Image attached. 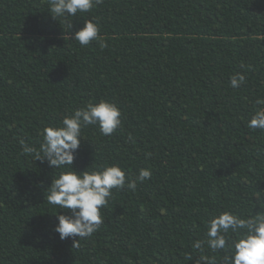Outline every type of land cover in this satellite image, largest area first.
Instances as JSON below:
<instances>
[{"label":"trees","instance_id":"16d2710c","mask_svg":"<svg viewBox=\"0 0 264 264\" xmlns=\"http://www.w3.org/2000/svg\"><path fill=\"white\" fill-rule=\"evenodd\" d=\"M48 7L0 0V264H193L214 215L264 214V130L247 127L264 98V0H102L70 31ZM93 18L103 49L67 37ZM101 100L122 126L85 127L72 167L151 177L114 189L104 223L73 244L54 231L70 210L46 202L59 170L20 141L39 149L46 125Z\"/></svg>","mask_w":264,"mask_h":264},{"label":"clouds","instance_id":"9594fccd","mask_svg":"<svg viewBox=\"0 0 264 264\" xmlns=\"http://www.w3.org/2000/svg\"><path fill=\"white\" fill-rule=\"evenodd\" d=\"M47 2L52 19L60 24L64 22L70 31L73 28L70 18L90 13L102 0ZM67 37L81 46L96 41L101 49L107 47L100 36V25L94 18L85 19L84 26L75 32L74 37ZM245 80L243 73H235L230 77V86L237 89ZM257 104L261 106L256 108L247 127L264 130V98H258ZM90 125L97 126L101 135L111 136L122 126V112L110 101L89 102L64 116L60 124L46 125L41 129L39 149L20 141L25 155L47 161L51 168L59 170L45 191L46 202L58 209L70 210V215L56 213L58 223L54 231L61 240L73 238V244L81 238L91 237L104 223L102 210L107 207L114 189L135 191L138 184L151 177L150 169L141 168L132 176L126 175L125 170L116 164L75 170L72 167L75 153L81 137H84L83 129ZM191 247L196 255L190 254L186 259L193 264H264V214L246 216L228 210L214 215L205 224L204 238L195 240ZM209 252L212 255H208Z\"/></svg>","mask_w":264,"mask_h":264}]
</instances>
